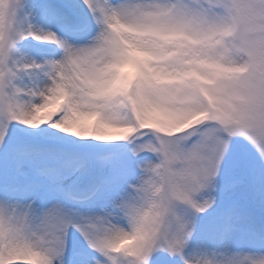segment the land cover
Listing matches in <instances>:
<instances>
[{
  "label": "snow or ice",
  "instance_id": "1",
  "mask_svg": "<svg viewBox=\"0 0 264 264\" xmlns=\"http://www.w3.org/2000/svg\"><path fill=\"white\" fill-rule=\"evenodd\" d=\"M0 264H264V0H0Z\"/></svg>",
  "mask_w": 264,
  "mask_h": 264
},
{
  "label": "bare ground",
  "instance_id": "2",
  "mask_svg": "<svg viewBox=\"0 0 264 264\" xmlns=\"http://www.w3.org/2000/svg\"><path fill=\"white\" fill-rule=\"evenodd\" d=\"M127 71H131V69H128Z\"/></svg>",
  "mask_w": 264,
  "mask_h": 264
}]
</instances>
